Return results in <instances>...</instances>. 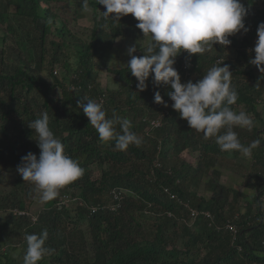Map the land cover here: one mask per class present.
Segmentation results:
<instances>
[{
	"label": "trees",
	"instance_id": "1",
	"mask_svg": "<svg viewBox=\"0 0 264 264\" xmlns=\"http://www.w3.org/2000/svg\"><path fill=\"white\" fill-rule=\"evenodd\" d=\"M52 1L0 0V20L19 38L25 52V58H21L9 46L0 49V174L4 167L17 169L21 157L29 152L39 156L36 134L28 123L47 112L50 130L63 143L65 153L84 170L82 177L61 192L72 190L81 203L58 207L57 197L39 210L33 223L25 198L31 201L34 186L18 174L12 190L0 197V213H7L0 221V231L9 227L24 243L25 233L47 229L51 264H264V117L257 109L264 94V80L248 62L254 58L250 50L257 40V26L264 22V0H241L245 7H252L244 23L250 16L253 30L243 38L230 36L227 48L214 44L211 51L190 58L182 52L174 64L182 83H195L217 59L224 58L239 95L231 107L234 111L242 107L255 122L251 131L239 127L234 131L245 146L261 140L250 158L239 152H222L214 138L205 140L202 133L192 130L172 109L173 102L167 96L169 86H154L150 75L148 88L139 92L127 64L107 67L109 52L118 37L143 35L131 14L114 22L102 13L96 15L101 5L89 0L94 25L86 41L58 18ZM74 2L81 6V1ZM11 5L16 26L4 20ZM21 25L26 26L22 34L18 28ZM230 46L234 54L227 57ZM143 50L144 46L142 55ZM9 57L14 60L8 61ZM102 67L116 75L114 87L101 86L94 68ZM156 91L168 107L154 102ZM88 99L102 102L107 118H112L113 111L128 118L141 144L119 151L115 141L102 143L78 106V102L86 103ZM155 118L160 125L149 129L147 121ZM116 131H120L119 125ZM184 150L197 153L195 165L179 158ZM92 165L99 168L98 177L91 176ZM220 168L236 172L253 195L211 178V174L219 175ZM205 173L210 174L206 181L209 196L184 185L197 186ZM164 188L176 197L171 198ZM112 189L122 191L120 202L112 200ZM184 202L208 210L212 220L203 216L192 220ZM228 219L237 228L235 241L224 225ZM83 223L86 230H80ZM0 264H14L7 250L0 251Z\"/></svg>",
	"mask_w": 264,
	"mask_h": 264
},
{
	"label": "clouds",
	"instance_id": "2",
	"mask_svg": "<svg viewBox=\"0 0 264 264\" xmlns=\"http://www.w3.org/2000/svg\"><path fill=\"white\" fill-rule=\"evenodd\" d=\"M96 4L106 9L102 12L103 17L114 22L131 14L138 21L136 28L147 38L142 56L133 55L137 51L136 44L127 49L131 57L127 69L135 77L139 92L148 88L151 75L154 86L170 87L167 96L173 102L172 109L192 130L202 133L205 140L214 138L222 152H239L251 157L252 150L261 146V140L256 139L245 146L234 131L236 127L251 131L255 122L245 111L236 112L231 107L239 95L232 84L233 73L229 65L223 63L224 58L217 59L195 83L191 80L182 83L174 67L176 57L182 52L190 58L193 54L211 51L214 44L225 49L231 44L230 36L247 33L244 21L252 11L251 6L245 7L241 0H96ZM81 8L84 12L92 11L89 0H81ZM48 22L51 23V19ZM256 36L250 50L254 58L248 62L260 73L259 79L264 80V22L258 24ZM154 102L168 107L159 91L154 93ZM78 106L102 143L115 141L114 146L119 151L141 144V139L131 131V121L118 116L115 111L112 118H107L102 102L88 99L86 103L78 102ZM116 125H119V132ZM28 127L36 134L39 156L27 153L21 157L16 171L23 181L34 186L38 201L48 203L59 196L61 189L82 177L84 170L65 153L63 143L50 130L47 112L29 122ZM61 199L64 201L59 205ZM61 199H58V207L67 204L69 198ZM37 219L32 217L33 223ZM24 239L23 264H38L52 251L46 247L47 229L40 233H25Z\"/></svg>",
	"mask_w": 264,
	"mask_h": 264
},
{
	"label": "rangeland",
	"instance_id": "3",
	"mask_svg": "<svg viewBox=\"0 0 264 264\" xmlns=\"http://www.w3.org/2000/svg\"><path fill=\"white\" fill-rule=\"evenodd\" d=\"M74 1H81V0H54L52 1V6L54 7L55 14L58 16L59 19L63 20L65 24L67 25V28L72 32L75 33L76 35H79L82 39H85L86 41L89 39L92 31V26L94 25V19L91 12H84L81 8L80 5L77 6ZM103 10V6L101 5L96 9V15L101 14ZM14 11V6L11 5L10 8H8L7 13H5V18L4 20L8 19L9 22H12L15 26L17 25L15 20H12V13ZM248 16V15H247ZM7 23V24H8ZM245 26L248 28V30H253L252 23H251V17L249 16L246 19ZM19 32L22 34V29H25V25H21L18 27ZM245 33H237L233 35L234 38L241 39L244 37ZM146 39L144 38L143 35L138 36V37H118L114 43L113 48L110 50L108 58H107V67L110 68H119L128 63L131 57L128 56L127 54V49L128 47L132 46L133 44H136L137 51L133 53L135 56H142V48L146 44ZM255 40V38H253ZM252 40V42H254ZM141 45V48H140ZM5 46H9L12 50L13 53L16 55H19L21 58H25V52L20 48L19 45V38L15 36L12 32L7 30L6 24L0 20V49H3ZM234 54V51L232 47L230 46L227 50V57H232ZM14 60L13 57H9L8 61ZM32 65V63H30ZM63 68H61L62 71ZM97 71L99 81L101 83V86L103 88L106 87H114L116 85L117 77L110 71H108L107 68L102 67V68H94ZM61 71L59 74H61ZM256 73L260 74L257 69ZM257 109L260 111L261 115L264 117V94L262 97L259 99V102L257 104ZM236 112L243 111L242 107H237ZM248 115L253 119V116L251 113H248ZM258 123V122H257ZM179 158L186 162L188 165H195L196 160H197V153L191 152L190 150H184L179 154ZM229 165H231L232 161L227 162ZM221 172L219 175L216 176V174H210L205 173L202 178L200 177L199 179V184L193 185V184H188L184 183L186 187H190L193 189V191H198V193L203 194L205 196H209L210 194V188L206 184L207 179L209 176L213 178L216 182L222 183L227 186H232L235 187L236 189L242 190L244 193H247L248 196L253 195V190L244 184V179L240 177L236 172H232L230 170L220 168ZM91 176L92 177H98L100 175L99 173V168L96 167L95 165L91 166ZM240 170V169H239ZM217 177V178H216ZM18 178V173L16 171L15 167H4L1 171L0 174V197L2 195H5L8 191L12 190V186L14 184V181ZM192 187H191V186ZM24 187H28V183H24ZM14 190H16L14 188ZM70 192L62 193L60 190L58 198H69L66 202L73 206V203L77 204L81 203L80 200L75 198L74 195L71 194ZM24 197L26 195L24 194ZM31 198V197H30ZM263 214H264V198H263ZM25 203H26V210L32 217H37L38 212H40V209L47 208L50 206V203H40L38 201V197L36 193L32 197L31 201H29L27 198H25ZM9 215V214H8ZM7 216L6 211L0 213V221L4 219V217ZM69 227L72 226L71 223H68L67 226ZM80 230H86V225L83 223L80 227ZM6 232V234H5ZM12 233V234H11ZM8 236V237H6ZM23 237H24V231H23ZM26 241L22 239H19L18 236L14 235L13 231L11 229L3 230L0 231V251L2 250H7L9 257L11 261H14V264H23V256L25 254V247L24 246ZM49 255L47 254L45 258H43L41 261L38 262V264H51L49 262Z\"/></svg>",
	"mask_w": 264,
	"mask_h": 264
},
{
	"label": "built area",
	"instance_id": "4",
	"mask_svg": "<svg viewBox=\"0 0 264 264\" xmlns=\"http://www.w3.org/2000/svg\"><path fill=\"white\" fill-rule=\"evenodd\" d=\"M184 67V65H183ZM160 125V120L159 119H149L147 121V126L149 129L151 128H155V127H158ZM164 191L169 193L170 197L171 198H174L176 197L175 194L173 193H170L169 190L167 188H164ZM110 195L112 196V200L114 201H117L120 202L121 199L123 198V193L121 190H117V189H112L109 191ZM64 201V199H61L59 201V205ZM116 205V203H115ZM115 205H111L112 208H114ZM184 205L188 208L189 210V214H190V217L192 220H195L197 218H199L200 216H203V218H208V219H211L213 218V215L208 211V210H199V209H196L192 206H190L187 202H184ZM91 210L92 211H95L96 210V207H91ZM170 214V213H168ZM225 228L230 232V234L232 235V239L233 241H235L236 239V234H237V228H236V225L233 223L232 220L228 219L226 222H225Z\"/></svg>",
	"mask_w": 264,
	"mask_h": 264
}]
</instances>
